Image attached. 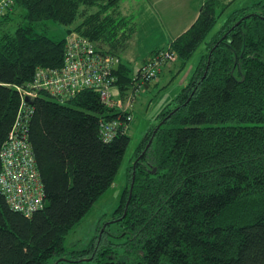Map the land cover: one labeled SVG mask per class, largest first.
Masks as SVG:
<instances>
[{
  "label": "trees",
  "instance_id": "16d2710c",
  "mask_svg": "<svg viewBox=\"0 0 264 264\" xmlns=\"http://www.w3.org/2000/svg\"><path fill=\"white\" fill-rule=\"evenodd\" d=\"M234 1L204 0L189 29L151 51L134 78L121 54L136 21L121 0H13L0 16V151L19 111L17 87L32 82L38 68L61 66L70 33L119 59L113 72L121 95L160 76L138 81L159 53L172 55L164 65L171 82L205 46L186 86L135 151L114 212L117 238H125L121 259L102 244L107 227L98 226L79 251L63 241L114 180L129 136L119 129L105 142L101 124L125 107H105L92 90L62 102L41 91L28 102L27 140L45 204L26 217L0 192V264H264V0L227 15L206 41ZM16 5L25 23L10 31ZM43 22L66 27L65 36L38 32Z\"/></svg>",
  "mask_w": 264,
  "mask_h": 264
},
{
  "label": "built area",
  "instance_id": "2783aa9c",
  "mask_svg": "<svg viewBox=\"0 0 264 264\" xmlns=\"http://www.w3.org/2000/svg\"><path fill=\"white\" fill-rule=\"evenodd\" d=\"M13 0H0V16L12 9ZM172 59L170 52L159 53L141 67L138 81L144 84L154 79L166 62ZM119 59L96 51L91 42L76 33L65 37L62 64L59 68H38L34 79L25 87H17L21 102L17 118L0 151V192L9 207L25 216L43 208L44 193L36 168L34 155L27 140V123L32 114L29 101L38 92L47 91L59 101H65L81 91L92 90L107 108H122L113 100V88L117 83L114 68ZM116 120L101 124V138L109 141L119 131L127 130L132 121L126 109L118 111Z\"/></svg>",
  "mask_w": 264,
  "mask_h": 264
},
{
  "label": "rangeland",
  "instance_id": "374dc122",
  "mask_svg": "<svg viewBox=\"0 0 264 264\" xmlns=\"http://www.w3.org/2000/svg\"><path fill=\"white\" fill-rule=\"evenodd\" d=\"M256 1L257 0H235L232 2L230 7L220 17L216 26L210 32L206 41L209 40L211 35L218 30L227 15L237 9L250 6ZM121 2H124V0ZM24 14V9L19 5H16L13 21L8 25L9 28H7L10 31H13L18 25L25 23V20L23 19ZM136 17L137 19L135 18V21L137 33L134 36V41L131 45V49L136 50L129 52V48V50H125L122 53L123 58L126 57L125 55L131 53L132 60H127L133 70L134 78L137 77L136 75L141 65L142 52H145L148 48L154 47L153 41L155 40V37L151 36V31L149 32L147 27L146 14L144 17V14L137 12ZM164 21V24L166 25L175 24L171 16L165 18ZM155 27L158 28L157 26ZM155 27H153V32L156 33L155 36L158 35L157 37H159L160 33H158L159 31ZM38 30V32H45L46 35L53 40H60L66 34V27L59 26L51 22H43L38 25ZM204 46V44H201L192 54L184 70L176 77L175 80L169 82V77L166 74L160 75L155 80L150 82L149 88L142 86L134 93L132 89L129 88L124 95L115 99V101H121V103H123V107L131 113L132 121L128 124L126 130L129 136V143L111 186L96 200L80 223L65 236L63 246L66 249L79 251L86 248L90 240L96 234L98 226H102L105 228L107 227V233H111V235H106L102 244L104 246L112 244L109 245V247L116 252L118 258L121 259L125 257L123 254V242H125V238H117V231L119 230V227L113 222L115 221L114 212L119 206L121 195L128 183V170L135 162V151L143 138V135L152 125L156 123L157 114L181 92L182 88L186 86L192 72L198 64L201 54L204 52ZM4 200L7 203L5 197ZM7 205L9 204L7 203ZM121 205L123 207L124 204ZM111 222L112 224H110ZM99 235H101V233ZM114 245L118 246L115 247Z\"/></svg>",
  "mask_w": 264,
  "mask_h": 264
},
{
  "label": "crops",
  "instance_id": "0c3cea01",
  "mask_svg": "<svg viewBox=\"0 0 264 264\" xmlns=\"http://www.w3.org/2000/svg\"><path fill=\"white\" fill-rule=\"evenodd\" d=\"M203 1L204 0H124V2H120L121 8L126 12L133 13L136 19L137 12L144 14V17L146 14L147 27L149 29V32L151 31V36L155 37V40L153 41L154 47L148 48L145 52H142L141 64L151 51L156 48L167 46L171 41L184 33L187 29H189V27L195 22L196 18L198 17L199 7ZM168 16H171L175 24H164V20ZM155 26H157L158 28H156ZM153 27H155L159 31V37H157L158 35L155 36L156 33L153 32ZM136 33L137 32H135L134 36L136 35ZM134 36L129 41L125 49L126 51L129 50V48V52H133L132 50H136L131 49V45L134 41ZM125 56L126 57H124V59L121 54L122 61L124 63L130 64L127 59L132 60L131 53ZM162 73L169 76V69L165 66L162 67L159 75H161ZM149 84L145 86V88H149ZM112 92L114 100L122 96L119 93L117 86L113 88Z\"/></svg>",
  "mask_w": 264,
  "mask_h": 264
},
{
  "label": "water",
  "instance_id": "95a60500",
  "mask_svg": "<svg viewBox=\"0 0 264 264\" xmlns=\"http://www.w3.org/2000/svg\"><path fill=\"white\" fill-rule=\"evenodd\" d=\"M153 173H155V170H153ZM132 185H133V182H132ZM132 185H131V188H132Z\"/></svg>",
  "mask_w": 264,
  "mask_h": 264
}]
</instances>
